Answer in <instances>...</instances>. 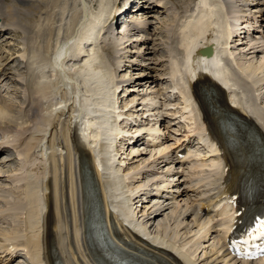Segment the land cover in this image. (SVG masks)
Segmentation results:
<instances>
[{
  "label": "bare ground",
  "instance_id": "bare-ground-1",
  "mask_svg": "<svg viewBox=\"0 0 264 264\" xmlns=\"http://www.w3.org/2000/svg\"><path fill=\"white\" fill-rule=\"evenodd\" d=\"M113 1L97 0V7L93 8V10L85 0H35L32 2L33 5H29L30 7L27 8V11L24 10L25 8L14 7L8 9L9 15H7L10 17V20L12 19L9 21L12 24H17L19 30L28 31L31 28L33 29L34 26L32 27V24L35 23L36 31L32 34L33 36H30L31 31L27 32V38L30 37L27 43L28 45L30 44V50L28 49L30 69H28V72L31 74L34 94L36 97L42 96L41 99L47 101L46 104L40 105V98L37 97L33 101L34 103L32 102L31 104L30 102L32 107L37 108V111L34 112L35 114H32V116L35 115L32 120L36 133L34 132L33 139H29V143L26 142L27 140L25 141L28 144H26L24 151L17 152V158L20 159L23 156L24 161L19 165L17 169L18 173L12 178V181L24 183L25 198L15 209L9 206V203L7 206L11 208V211L15 212L18 210L25 216L26 234L23 240L24 247L21 251L24 256L29 258L30 264H53L55 260H58L61 264H80V258L86 262L91 259L97 262V264H119L121 262L126 264H179L174 258L170 257V253L159 250L134 235L133 237L136 241H132L130 236L125 237L120 231H117L115 226H120V219H122L125 222L130 220L128 223L134 231L141 236L147 237L152 243L173 251L183 259L185 264H200L199 261H194V253L192 251H185V248L182 250L179 246L177 247L175 238L168 235V230H166L164 225H160L157 228L159 229V234L155 236L153 235V225L147 230L143 226L144 224L141 225L133 218L135 211L127 205V203H130L131 197H124L123 192H121L124 181L119 176L120 170L114 167L113 163V140L119 134L117 125L113 123V119H110L109 115L103 113V110L100 109L106 110L113 107L115 101L113 98L119 87L114 82V72L112 73L109 63L99 49H93L83 62L80 60L79 63H76L77 65L73 67L74 70L70 68L73 71L71 70L70 72L63 66L61 69V72H64L63 69H66L67 75H72L76 79V85L83 89V91L78 90L76 96V104L79 106L80 113L79 137L74 133V129L70 127L68 119L61 120L63 115L61 109L48 110L53 101H51L52 96H48L45 90L46 87L58 83V81L56 83L54 81L57 78L55 74L56 70H53V81L47 80L41 84L38 76L42 75V73H39L36 68L33 69L39 61L44 62L46 66L50 67L48 56L54 47L63 41H65L63 46H66L70 50L69 53L72 57H79L84 54V48H82L83 41L97 43L98 37L102 32V25L110 19L114 20L118 18L115 14L119 13L118 8L120 7V3L113 10ZM129 1L126 0L122 4L127 5ZM162 2H166L167 5H163ZM162 2H158L157 4L164 6L165 10H167L166 13L170 10L173 15L179 16L181 19L180 23H178L179 21L175 23V33L179 36L177 37L179 50L176 51V57L171 62L170 73L172 81H174L173 83L182 88L183 98L190 104L189 95L184 83H189L194 76L197 77V83L193 88L205 87L209 95L208 108L203 106L206 123L212 126V123L214 124L217 120L218 124L222 122V128L228 137V141L234 148L235 156L241 159L246 158L248 161L251 170L248 180L257 179L258 175H255L254 172L259 165V161L264 157V153L261 150H264V146L260 142L263 139V135L255 127L251 119L246 116L243 108L245 107L243 102L245 99L246 107H250L259 117L261 116L257 107V97L259 95H256V89L253 87L257 85V81L253 78L255 70L252 69V71L247 68L249 66L245 67L243 64L241 65L238 59L236 61L235 57L226 51L227 44H223L231 35L232 29L238 30L235 28V24L229 22V18H231V21L235 19L234 11L231 9L232 6L225 0H163ZM79 3L81 4V8L78 7ZM146 3L148 4V2ZM81 12H84V17L78 25ZM170 17L173 18L171 15ZM129 18L133 17L125 16V24ZM132 20V22H129V32H141V28L146 24L143 25L140 20ZM55 24L59 26L56 27ZM180 24L183 25L181 26ZM75 27L77 28L75 29ZM245 27L248 28L247 26ZM12 33L16 36L22 34L19 31L7 30L3 38L5 35ZM102 34L107 35L110 33L106 30ZM208 34L210 36L206 39ZM2 41L4 40H0V46L3 43ZM200 41L216 45L215 50H217V55L213 59H192L193 52L203 45V43L199 44ZM111 44L106 47L108 50L115 48V45L112 46ZM224 46L226 47L224 48ZM225 57H231L232 61H236L237 65L239 64L238 68L246 74L245 77L250 79V83L253 86L246 84L242 78H238L229 67V64L227 65L228 67L225 65ZM18 60L19 63L22 62L21 59L16 58V61ZM220 60L222 64H220ZM199 69L207 72L209 76L205 77L199 74L197 72ZM8 73L6 68L0 70V82L2 84L4 80L9 79L6 76ZM78 80L81 82L78 83ZM90 80H94L93 85H90ZM217 83L225 87L227 92L224 93ZM231 86L241 90V94L232 92ZM0 87L2 89L3 86L0 84ZM96 88L99 99L93 101L91 106L99 107L98 113H103L106 117H109L104 122L109 128L103 133H92L91 128L96 126V121H90L88 118L87 104L89 98L84 96V93L94 94L93 91ZM1 91L0 135L2 137L0 146L2 144H7L8 146L10 143L17 141L20 135L24 134L20 132L24 128H18L17 132H8V129H5L4 121L10 118L11 111L13 110L11 103L15 100L5 95L6 91ZM64 96L66 95L64 94ZM63 102V100L58 101V104L61 105ZM227 102L233 103L241 112L230 108ZM190 115H192L193 120L196 118V116L194 118L193 114ZM227 116L233 117L231 123L224 122L225 120L223 119ZM118 117L120 118V116ZM109 120L110 123L108 122ZM47 127L51 128L47 139V146L50 150L48 154L42 152L41 157L44 158L45 155L46 161L49 164H44L41 168L39 167L35 172H32L30 166H34L35 162L37 165V160H39L32 153L38 146L39 141L45 138ZM98 128L100 130V127ZM201 129V126L196 122L195 131L189 130L186 138L194 133L198 140H203ZM70 131L72 134L68 136ZM89 131L91 133H88ZM151 132L149 134L150 140L157 134L156 131ZM6 137L7 142L3 141ZM69 140L71 144H69ZM25 142L22 144L20 150L23 149ZM11 147H14V145H11ZM60 147H63L64 153L58 149ZM7 149H3L1 152L4 153ZM166 149L168 150L167 147L160 148L158 149V153L160 154L162 150ZM212 152L213 150L209 154L212 155ZM93 163H95V166ZM260 179L264 182V175L260 176ZM39 191H47L46 208L48 213L42 225L43 196L45 193L43 194L42 192L40 194ZM117 192H120V194ZM108 208H112L114 212L108 213ZM199 209H203V207ZM161 211L163 212V208L155 212L161 215ZM13 212H9L8 216L14 214ZM208 212L210 213V211ZM225 213L226 209L219 215L222 217ZM0 215L3 214L1 213ZM194 216L197 226L205 230L207 226L205 219L209 220V218H204L201 215ZM2 221L4 225H10L13 228L16 223L9 218L5 220L3 218ZM41 227L43 229L41 247L44 248L42 252L39 233ZM18 238L19 236L16 235L5 237L7 242L3 251L7 255L5 264H12L14 262V253L18 250L16 246ZM139 244L148 248V250L160 252L167 259L158 254L149 255L146 250L141 253L138 250L140 248ZM121 246L128 248L130 252L122 249ZM136 252L141 255H138ZM216 254L219 255L220 251L218 250ZM19 262L21 261H17L15 264ZM261 263L259 262V264ZM241 264L253 263L245 262Z\"/></svg>",
  "mask_w": 264,
  "mask_h": 264
},
{
  "label": "rangeland",
  "instance_id": "rangeland-1",
  "mask_svg": "<svg viewBox=\"0 0 264 264\" xmlns=\"http://www.w3.org/2000/svg\"><path fill=\"white\" fill-rule=\"evenodd\" d=\"M34 1L35 0H9L10 5H6V6L2 7L3 3L5 4L7 2V0H5V2L0 0V7H2V8H0V11L3 12L2 13L3 15L0 14V17L2 16L1 20L4 23L5 27L9 30H15V32L19 31L22 33L20 36H16L14 33L7 34L3 38L4 41H2L3 43L0 46V70H3L6 68L9 72L8 74H6V76H8L9 79L4 80L3 84H2V82H0V84L3 86L2 88H4V90L0 89V91L3 90L6 92H9L10 94H7V95L16 101V102L14 101L13 103H11L13 109L16 108V106L18 107V105L22 108L21 102H19L20 99H17V97L18 96L25 97V94H26L25 89L22 87H18V86H23V84H24V87H27L30 89L29 90L31 92L30 95H31V98L33 99L31 101V104L37 98L33 92V82L31 81L32 80L31 76H30L29 80L24 81L25 79L23 76V71L21 69V66L24 69L27 67V71H29L28 69H30L29 68L30 56H29V51H28V49L30 50V44L29 45L27 44L29 42L30 37L27 38V34H28L27 32L31 31L30 36L32 37L33 36L32 34L35 33V31H36V29H35L36 26L34 23V24H32V27L34 26L33 29L31 28L28 31L19 30V27L17 24H14V23L12 24L10 22L12 19L10 20V17L8 16L9 15L8 9L14 8V7L15 8H25L24 10L27 11V8L30 7L29 5L30 4L33 5L32 2H34ZM85 1H86V3H88L89 6L92 7V10H93V8L97 7V4H98L97 0H85ZM162 1L163 0L157 1V2L160 3ZM225 1L227 3L230 2V0H225ZM231 1L235 2V6L240 8V10L244 9L243 12L245 11V9L249 13L251 11H252V13H253V11H255V12L260 11L261 12V10H262L261 7L263 8V6L260 7V5H258L259 3L256 4L257 0H239L237 2H236V0H231ZM117 2H118V4L119 3L122 4V3H125L126 0H124V1L123 0H114L113 5H112L113 8H116V6H118ZM262 2H264V0H262ZM219 3H221V2H219ZM247 3H251L254 6L251 7V6H249L250 4L247 5ZM242 4H244L246 6H243ZM34 5H36V4H34ZM257 7H259V8L257 9ZM231 9H233V7H231ZM145 11H149V10H145ZM246 11H245V13H246ZM243 12H241L240 14H242ZM245 13L243 15H245ZM235 14H236V11H234V17H235L234 22H237L238 16ZM170 15L173 16V18L170 17ZM131 16L133 17V18H129V19H131L130 20L131 22L133 21L132 19L140 20V18L142 17L138 13L132 14ZM137 17H139V19ZM4 18H7V21ZM37 18H38V16H37ZM176 18H177V16L173 15L170 12V10L166 14L162 10L153 11V12L151 11V12H149V14H145L143 16V18H141L142 20H145V23L148 25V29L146 30V32H144L142 34H135V33H140V32H133L134 34H132L128 30V32L130 34H126V32H124L126 29L124 25L129 26V24H130L129 21H127L126 24L124 23L123 25H120L116 29V31L118 33L114 35L115 40L113 39V36H112V33L110 32V30L105 29V31L108 30V32L110 33L107 35L106 34L103 35V36H105V38L109 39V44L106 45V47H108L111 43H112L111 44L112 46L113 45L118 46L117 47L118 50L113 53V59H111V61H113V65H114L113 66V68H114L113 69V72H114L113 75L115 74L114 79L117 81V82H115V80H114V82L117 84V85L116 84L115 85L117 87L120 86V88H122V91L119 93V95H115L113 98V100H115L114 101V108H112L114 112H118V110L120 109V111L124 112L125 114L131 113V114H129V115H131L130 116L131 119H135L137 117L139 118V116L141 114V108H142L141 102L142 101L152 102V98L156 99V97L160 95L161 90L164 91V93H167L169 86L171 84L168 77H169V75H170V77L172 76L170 73V68L172 66V63H170V66H169V62H170L171 57H172L171 50L174 47L173 45H175L173 43L174 42L173 37L170 36V31H171V27L173 29V25L175 26V29H176L175 23H177L178 21H179L178 23H180V20H181L179 18V16H178V20ZM244 18L246 19L245 16H244ZM110 20H112V19H110ZM42 21H43V18H42ZM15 22H17V20H15ZM107 23L108 22H106L104 25H102V32L103 33L105 32L103 30V28ZM55 25H56V27L59 26L58 24H55ZM55 25H54V27H55ZM181 26H179V27H181ZM174 35L176 37L175 39H177V41H178V38H177V37H179L178 34L175 33ZM257 46L262 48V47H264V44L260 43ZM225 47L226 46H224V48ZM242 48L243 47H241V48L236 47V48H233L232 51L231 50L228 51V48H227L226 51L231 56H233V54H232V52H233L234 55L238 58L240 63H242L245 67L249 66L247 68H249L251 70L252 69L255 70V73L253 74L254 79H255V75L260 73V76L258 78H259V80L262 79V82H264V74L261 73L264 70V54H262L261 56H259V55L255 56L253 54L242 55V53H241ZM250 49L251 48H249V50ZM113 50H114L113 48H110L108 51H110V53H112ZM91 52H92V50H91ZM110 55H112V54H110ZM16 58L21 59L22 62L19 63V60L16 61ZM25 62H26V64H25ZM168 66H169V69H168ZM72 69L74 70V68H72ZM167 69L169 70V75H168ZM28 73H30V72H28ZM189 76H190V74H189ZM256 80L259 83V80L258 79H256ZM174 86L179 89V93L181 92L180 95L182 96V99L185 103L184 109H188V110H186L188 113V116L190 114H193V116L195 118V114H194L193 109L192 110L190 109L191 105L185 100V98H183L182 88L178 85H175V83H174ZM33 94H34V96H33ZM257 94L258 93H256V95ZM257 99H258V102H260V104L264 105V100H261L260 95L257 97ZM179 103L180 102H178L176 99V101L172 102L171 104H175L176 106H178ZM1 104H4V103H1ZM188 104H189V106H188ZM33 106H35V104H33ZM117 106L119 108H117ZM126 110H128V112ZM12 111H11L10 118L5 120V121H8L7 125L6 124L5 125L10 127V128L15 127V129L13 131L8 130V132H17L16 130L24 128L23 129L24 131L22 130L20 132H23V133L30 132L31 137L29 139H31V138L33 139L32 136H34L36 132L34 129V123H33L32 119L34 118L35 115L31 116V121H30V119L25 120V116H23L24 121H22L19 117H17L18 116L17 114L13 115L14 113H12ZM24 114H26V113H24ZM179 115L181 117L179 120H176V121L180 122V124L178 123V125L172 126V128H168L169 129L168 135H167L168 141L173 140L175 137H177L175 135V133H181L180 131H177V130L184 129L188 124V120L186 118V115H181L180 113L179 114L177 113V119H178ZM191 119H193L192 115L189 116L190 122H191ZM175 124H177V123H175ZM125 125H126V122L118 124V126H119L118 128L120 131L119 136H121L122 131L125 132V130H123ZM28 127H29V129H28ZM5 131H7V130H5ZM152 131H155V130H152ZM192 131H194V130H192ZM124 134H126V133H124ZM29 139H27L26 142L30 141ZM120 140H118V138H117L113 142L114 153L119 152V150L122 147H124L123 146L124 142H121ZM3 141L7 142V137ZM17 141L10 143V145H14V143H16ZM26 142H25L23 149L20 150L19 152L24 151L26 144L29 143V142L28 143H26ZM168 143H171V141ZM192 148H194V147H192ZM11 152L13 153V151H11ZM193 153H194V158H196V159H194V161L189 162V164H191L189 166V169L187 167V169H188L187 178L190 180L196 179V178L202 176L205 173L204 170L207 169L208 162H210L209 159H207L204 156V152L202 151V148L199 147V145L195 146V148L193 149ZM153 154H152V151L150 153V151L148 149H145V148H143V146H138V145H135L133 147H131V146L128 147V149L124 152V154H122V163L126 164L125 174L128 177V182L125 184L124 190L125 191L127 190L129 192L133 189L132 193H135V195H136L135 198H137L138 193L134 192V190L138 191L140 188L150 184V181H153L157 178L155 176L143 175V179L138 180L139 175L136 177L137 171L141 170L143 167H146L148 165V163L152 160ZM120 160H121V158L119 159V161ZM23 161H24V158L22 156L21 157V163ZM158 163L162 164L160 160H158ZM11 166L13 167V165L8 164V168H10ZM6 168L7 167L0 165V174L6 172ZM192 168L194 171L196 169H201V172H200L199 176H195L191 179V174H190L189 170L191 171ZM7 180H10V179H8V178H1L0 179V203H1V205H4V206L5 205L8 206V203H9V205L14 207L13 209H15L17 207L15 205L11 204L6 198V194L9 195L12 192V191H10V193H9L8 188L13 186V184H9L7 182ZM12 182L15 183L16 181L13 180ZM24 191L25 190L22 191L23 197H24ZM128 194L131 197V199L133 198V196H135V195H132L131 193H128ZM124 197H128V196H124ZM194 197L197 198L196 196H194ZM194 197H192V198H194ZM157 201H156L157 203L149 202L147 204L146 203L142 204L140 207L137 204H135V206H133V208H135V214H137L136 221L139 222L141 225L144 224L143 226L146 227L147 230L149 227H151L153 225V228H152L154 231L153 235H155V236H157L159 234V232H158L159 229H157V228L160 225H164L166 230H168V232H167L168 235H170V237H172V238H175V243H176L177 247L179 246V248L182 250L185 248V251H192L194 253V255H193V257L195 259L194 261H197V262L199 261L200 264H235L227 256H220V255L216 254L218 251L217 248L219 247L218 236H208L205 239L200 238V234L202 232L201 230H203V229H201L200 227L197 226V224H196L197 222H196L194 214L190 213V209L188 207V204H186V196H183L182 198L177 199L176 200L177 203H176V201L175 202L162 201V200H157ZM7 208L9 209V211H5L2 213L3 215H0V237L3 239L2 240L0 238V248H2V246H3V241L7 245L5 237L10 236V235H16V236H19V238L17 239L18 241H17L16 246H17L18 250H21L24 247L23 240H24L25 235L21 236L18 229H19V227L20 228L23 227L25 229V234H26L25 216L23 218L24 219L23 222L21 223V221H20V223H19V220H18L17 215H16L17 212H19V211L16 210L15 212H13V211H11L10 207H7ZM162 208H163V212L161 211L162 212L161 215H158V213H156L155 211L162 210ZM9 212H13L14 214H11L10 216H8ZM22 215H24V214H22ZM18 217H20V216L18 215ZM3 218H4V220L9 218L12 221H14V223L16 222L14 225V228L10 225H6V224L4 225L3 221H2ZM207 229L208 228L206 226L205 230H207ZM20 260H23L24 263L23 262H19V263L27 264V261H25L24 259H20Z\"/></svg>",
  "mask_w": 264,
  "mask_h": 264
}]
</instances>
